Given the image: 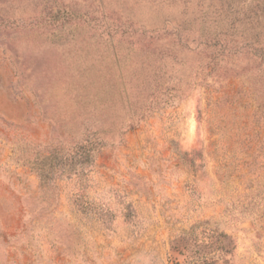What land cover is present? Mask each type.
Instances as JSON below:
<instances>
[{"label":"rangeland","instance_id":"1","mask_svg":"<svg viewBox=\"0 0 264 264\" xmlns=\"http://www.w3.org/2000/svg\"><path fill=\"white\" fill-rule=\"evenodd\" d=\"M0 264H264V0H0Z\"/></svg>","mask_w":264,"mask_h":264},{"label":"trees","instance_id":"2","mask_svg":"<svg viewBox=\"0 0 264 264\" xmlns=\"http://www.w3.org/2000/svg\"><path fill=\"white\" fill-rule=\"evenodd\" d=\"M87 147L88 146L81 147V148H83L86 151L85 155L83 157L85 161H89L90 160L91 156H90V150L89 149L93 148V146L92 145L89 146L88 149H87ZM49 173H51V168L50 167L45 168V169L41 168V169H39V175L38 176H39V178L44 179V178H47Z\"/></svg>","mask_w":264,"mask_h":264}]
</instances>
